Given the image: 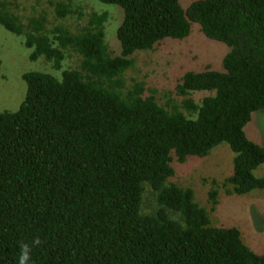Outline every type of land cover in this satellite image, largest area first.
<instances>
[{
    "label": "trees",
    "instance_id": "1",
    "mask_svg": "<svg viewBox=\"0 0 264 264\" xmlns=\"http://www.w3.org/2000/svg\"><path fill=\"white\" fill-rule=\"evenodd\" d=\"M101 1L124 9L118 54L105 40L106 13L91 12L76 32H49L43 15L25 24L13 0H0V25L23 36L32 60L62 70L24 73L20 107L0 112V264H17L21 243L37 236L31 264H264L240 229L212 226L194 190L170 181L175 160L226 142L235 154L229 191L264 189L254 173L264 146L245 131L264 108V0ZM56 10L74 12L63 1ZM194 22L230 47L223 70L187 71L166 103L142 81L126 84L136 52L186 38ZM70 51L80 62L63 68ZM218 195L209 192L213 208Z\"/></svg>",
    "mask_w": 264,
    "mask_h": 264
},
{
    "label": "rangeland",
    "instance_id": "2",
    "mask_svg": "<svg viewBox=\"0 0 264 264\" xmlns=\"http://www.w3.org/2000/svg\"><path fill=\"white\" fill-rule=\"evenodd\" d=\"M13 10L22 22L30 24L31 19L43 15L46 29L64 25L76 32L87 24L91 12L106 13L104 23L105 40L114 54L121 52L117 30L124 18V9L101 0H13ZM59 1L70 2L73 13L60 16L56 10ZM195 0H180L187 8ZM224 42L207 37L198 23L192 24L191 33L184 39L167 38L152 50L138 51L134 54L135 64L129 68L124 79L127 85L144 82L147 94L155 90L159 102L166 103L170 98L177 99L176 86L187 71H201L206 68L223 70V57L228 52ZM32 50L26 47L23 36L17 35L0 25V112L18 110L26 95L24 73L47 71L59 76L62 70L53 67L46 58H30ZM79 55L73 51L66 54L63 68L76 67ZM209 91H196L204 96ZM197 96V97H199ZM247 136L264 146V108L252 114L245 126ZM234 152L226 142L214 147L204 156H189L185 162L174 161L175 175L170 181L195 192L196 201L209 212L214 227H236L240 229L244 243L258 253H264V189H255L246 194L229 191L230 184L223 181L233 172ZM264 171V163L256 168ZM264 175V173H262ZM218 181L217 185L212 183ZM145 184V189L149 188ZM218 190V205L213 208L209 192ZM143 210L151 211L154 195L149 188L145 191Z\"/></svg>",
    "mask_w": 264,
    "mask_h": 264
},
{
    "label": "clouds",
    "instance_id": "3",
    "mask_svg": "<svg viewBox=\"0 0 264 264\" xmlns=\"http://www.w3.org/2000/svg\"><path fill=\"white\" fill-rule=\"evenodd\" d=\"M40 244L41 240L38 236L31 242L21 243L17 264H31L33 247L39 246Z\"/></svg>",
    "mask_w": 264,
    "mask_h": 264
},
{
    "label": "crops",
    "instance_id": "4",
    "mask_svg": "<svg viewBox=\"0 0 264 264\" xmlns=\"http://www.w3.org/2000/svg\"><path fill=\"white\" fill-rule=\"evenodd\" d=\"M261 169L262 168H260L259 170H258V177H263L264 175L262 174V173H264V171H261ZM256 170V169H255ZM255 170H254V173H255ZM255 175H256V173H255ZM257 176V175H256Z\"/></svg>",
    "mask_w": 264,
    "mask_h": 264
}]
</instances>
